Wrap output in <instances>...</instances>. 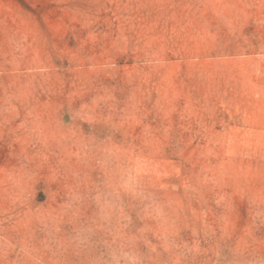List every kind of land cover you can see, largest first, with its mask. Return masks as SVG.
<instances>
[{
	"label": "rangeland",
	"instance_id": "obj_1",
	"mask_svg": "<svg viewBox=\"0 0 264 264\" xmlns=\"http://www.w3.org/2000/svg\"><path fill=\"white\" fill-rule=\"evenodd\" d=\"M0 264H264V0H0Z\"/></svg>",
	"mask_w": 264,
	"mask_h": 264
}]
</instances>
